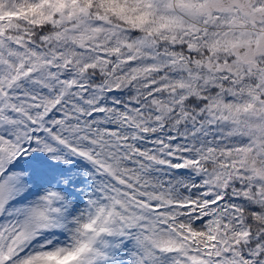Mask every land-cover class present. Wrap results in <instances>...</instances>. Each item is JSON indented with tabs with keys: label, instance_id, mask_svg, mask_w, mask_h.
Here are the masks:
<instances>
[{
	"label": "snow or ice",
	"instance_id": "1",
	"mask_svg": "<svg viewBox=\"0 0 264 264\" xmlns=\"http://www.w3.org/2000/svg\"><path fill=\"white\" fill-rule=\"evenodd\" d=\"M0 264H264V0H0Z\"/></svg>",
	"mask_w": 264,
	"mask_h": 264
}]
</instances>
